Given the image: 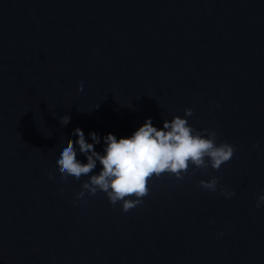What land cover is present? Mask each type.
<instances>
[{"label":"water","instance_id":"obj_1","mask_svg":"<svg viewBox=\"0 0 264 264\" xmlns=\"http://www.w3.org/2000/svg\"><path fill=\"white\" fill-rule=\"evenodd\" d=\"M185 107L235 146L219 169L154 175L127 211L60 176L72 128L129 135ZM261 191L264 0H0V264H264Z\"/></svg>","mask_w":264,"mask_h":264},{"label":"clouds","instance_id":"obj_2","mask_svg":"<svg viewBox=\"0 0 264 264\" xmlns=\"http://www.w3.org/2000/svg\"><path fill=\"white\" fill-rule=\"evenodd\" d=\"M82 86L78 80L76 87ZM183 112L184 115L162 120L160 126L154 125L151 117H146L129 135L122 136L107 132L101 137L96 131L89 130L86 138L84 130L76 126L70 130L67 139H61L55 145L56 168L62 178L70 175L79 179L86 175L77 197H83L85 190L89 194L103 191L111 204L119 202L121 210L127 211L142 203L141 198L149 191L148 181L154 175L158 177L167 172L181 179L189 163L199 167L207 158L212 169H219L232 158L233 144L218 143L215 131L194 128L187 119L192 113L191 108L185 107ZM59 119L66 120L67 113H61ZM96 144H101L100 150L94 147ZM79 154L85 159L81 160ZM199 184L210 191H216L218 187L216 177L202 179ZM220 191L225 197L235 194L234 190L223 186ZM262 203L264 191L258 194L256 206Z\"/></svg>","mask_w":264,"mask_h":264}]
</instances>
